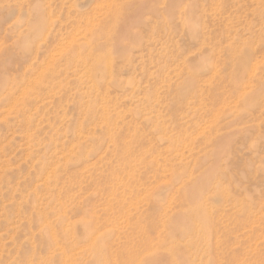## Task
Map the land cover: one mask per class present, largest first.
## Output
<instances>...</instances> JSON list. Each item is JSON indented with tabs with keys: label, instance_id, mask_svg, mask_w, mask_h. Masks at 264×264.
<instances>
[{
	"label": "rangeland",
	"instance_id": "obj_1",
	"mask_svg": "<svg viewBox=\"0 0 264 264\" xmlns=\"http://www.w3.org/2000/svg\"><path fill=\"white\" fill-rule=\"evenodd\" d=\"M0 264H264V0H0Z\"/></svg>",
	"mask_w": 264,
	"mask_h": 264
}]
</instances>
